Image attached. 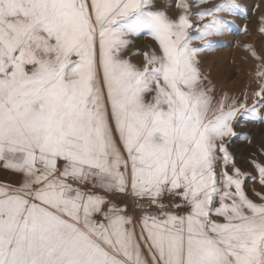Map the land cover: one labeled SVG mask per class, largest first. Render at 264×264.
<instances>
[{"label": "snow or ice", "instance_id": "obj_1", "mask_svg": "<svg viewBox=\"0 0 264 264\" xmlns=\"http://www.w3.org/2000/svg\"><path fill=\"white\" fill-rule=\"evenodd\" d=\"M177 6L172 18L151 0H0V163L21 177L0 188V264H264V202L243 187L264 185V164L235 165L239 109H212ZM234 7L194 13L211 17L198 38ZM142 31L159 52L141 67L122 53ZM255 94L253 108L264 83ZM112 193L147 201L139 232Z\"/></svg>", "mask_w": 264, "mask_h": 264}, {"label": "rangeland", "instance_id": "obj_2", "mask_svg": "<svg viewBox=\"0 0 264 264\" xmlns=\"http://www.w3.org/2000/svg\"><path fill=\"white\" fill-rule=\"evenodd\" d=\"M184 2L189 5L190 20L196 25L188 29L190 45L199 49L195 60L200 85L207 91L212 109H217L221 103H224L225 107L235 103L239 109L232 120L236 135L225 138L228 152L243 173L257 176L254 162L264 164V103L256 108H253V105L259 100L255 93L261 83H264V77L258 75L264 71V0H235V7L230 11L215 13L225 21L221 31L204 39L198 38V27L207 23L211 17L205 16L201 20L194 13L212 9L224 0ZM151 3L154 10H162L172 18L181 12L177 6L180 0H151ZM131 40L122 55L133 64L142 67L146 62V53L151 54L153 50L159 52L158 42L146 31L132 36ZM205 41L210 42L211 46ZM240 104H244L248 111L241 109ZM222 165L221 159L217 166L218 172ZM227 170L229 173L233 172L231 166H228ZM20 179L18 173L6 169L0 163V188H12ZM243 187L254 202H264V185H261L258 179L246 180ZM107 195L117 205L128 206L127 212L132 216L139 232L142 209L146 207L147 201L141 204L131 194Z\"/></svg>", "mask_w": 264, "mask_h": 264}, {"label": "bare ground", "instance_id": "obj_3", "mask_svg": "<svg viewBox=\"0 0 264 264\" xmlns=\"http://www.w3.org/2000/svg\"><path fill=\"white\" fill-rule=\"evenodd\" d=\"M127 53V52H126Z\"/></svg>", "mask_w": 264, "mask_h": 264}]
</instances>
